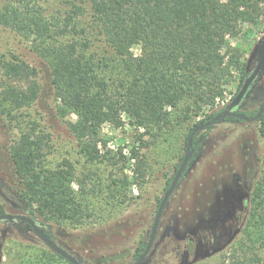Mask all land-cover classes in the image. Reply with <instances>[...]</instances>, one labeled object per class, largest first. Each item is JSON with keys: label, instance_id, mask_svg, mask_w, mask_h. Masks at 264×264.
<instances>
[{"label": "rangeland", "instance_id": "374dc122", "mask_svg": "<svg viewBox=\"0 0 264 264\" xmlns=\"http://www.w3.org/2000/svg\"><path fill=\"white\" fill-rule=\"evenodd\" d=\"M40 3L48 17L61 22L69 18L78 31L69 30L68 36L46 45L0 24V208L3 213L34 218L20 197L22 184L12 150L31 127L49 132L51 148L45 167L55 169L64 160L70 161L75 168L72 185L95 214L79 225L41 218L37 222L82 264H134L136 249L149 239L168 179L185 154L190 130L228 105L240 89V75L234 76L225 98L187 120L182 119L181 110L170 109L169 121L162 127L141 126L132 116H123L120 127L98 121L95 140L101 160L88 161L81 152L87 138L80 139L71 128L78 116L73 113L63 117L58 112L52 83L53 54L45 50L72 40L81 42L83 29L91 36V5L85 0ZM5 4L6 0H0V8ZM91 37L95 46L92 51L101 54L100 36L92 32ZM263 38L264 17L255 27L246 25L238 38H229L246 64L244 75L255 67ZM132 51L139 56L143 47L136 45ZM14 56L38 70L36 80L41 84L39 97L23 108L4 100L6 89L28 91L30 87L26 79L5 76L3 64ZM105 73L108 77L109 71ZM30 78L34 81V75ZM263 101L264 71L242 110L255 113ZM198 136L203 138L201 146L164 209L143 264H233L236 259L244 260L246 253L264 259L263 214H253L255 206L258 215L264 212V194L258 193L259 186L264 192V124L260 120L220 122ZM133 150L142 161L132 158ZM114 180L118 181L115 185ZM34 259H40V264H70L45 245L24 220L0 221V264H34Z\"/></svg>", "mask_w": 264, "mask_h": 264}, {"label": "trees", "instance_id": "16d2710c", "mask_svg": "<svg viewBox=\"0 0 264 264\" xmlns=\"http://www.w3.org/2000/svg\"><path fill=\"white\" fill-rule=\"evenodd\" d=\"M86 1L92 9L90 35L93 32L100 36L101 54L92 51L94 39L85 29L81 42L59 43L47 46L45 51L53 54L52 83L58 112L63 117L73 113L78 116V122L71 128L80 139L87 138L80 145L88 161L101 160L95 140L98 121L120 127L124 124L123 116H132L141 126L162 127L169 121L170 109L181 110L182 119L187 120L216 105L218 99L225 98L237 74L241 87L246 78V64L229 38H238L246 25L255 27L264 17V0ZM71 21L48 17L40 0H6L0 8V24L23 37L40 39L46 45L68 36L69 30L77 32V24ZM136 45L143 47L139 56L132 51ZM3 67L8 78L26 79L30 83L28 91L6 89L4 100L23 108L39 97L41 84L36 80L35 67L31 68L18 56L6 61ZM33 75L34 81L30 78ZM90 119L96 120L89 122ZM205 119L190 130L186 145L192 130ZM260 121L264 124V113ZM50 142L49 132L31 127L13 147L12 158L22 184L20 197L27 202L34 219L83 224L95 214L94 210L83 203L72 185L75 168L70 161L64 160L55 169L45 167ZM200 146L196 139L192 140V152ZM137 153L133 150L132 158L140 162ZM194 158L192 153L190 165ZM112 161L117 164L115 159ZM116 183L114 180L113 185ZM258 193L264 194L262 186L258 187ZM253 212L254 217L263 214L260 219L264 221V212L258 215L257 206ZM44 231L53 239L50 231ZM145 245H139L136 257ZM244 256V260L236 259L233 264H264L261 257L247 253ZM34 264H40V259H34Z\"/></svg>", "mask_w": 264, "mask_h": 264}, {"label": "water", "instance_id": "95a60500", "mask_svg": "<svg viewBox=\"0 0 264 264\" xmlns=\"http://www.w3.org/2000/svg\"><path fill=\"white\" fill-rule=\"evenodd\" d=\"M264 71V38L261 41L259 48H258V56H257V62L255 67L252 69V71L249 72V74L246 76L242 86L240 87L239 91L236 93L234 98L229 102V104L226 106V109L223 111H220L216 113L212 118L209 116L206 118V122L202 124H198L191 132L187 145H186V150L184 157L182 159V162L180 163L168 189L166 190L165 194L163 195L158 209L156 211V215L153 221L151 233L149 240L147 242V245L143 251V253L139 256L137 261L134 264H143L145 258L149 254L153 243L155 241L157 231L159 228V223L162 217V214L164 212V209L169 201L170 196L176 189L179 181L181 180L184 172L186 171V168L188 167V164L190 162L191 154H192V149H191V142L195 136L196 133L205 130L218 122V120L225 116V115H233L235 117L239 118H246L241 114H238L236 112V109H239L241 105L244 103L246 98L251 94L253 89L255 88L256 82L262 72ZM263 112V108L259 110V112L250 118H246L247 120H257L260 117V114ZM202 139V137H201ZM24 220L34 231V233L40 238V240L47 245L53 252L56 254L60 255L64 259H66L68 262L71 264H82L81 260L75 256H73L71 253H69L67 250H65L63 247L58 245L52 238H50L45 231L42 228L43 224H39L36 219H34L31 216L28 215H19V214H10V213H0V221H6L10 223H14L16 220Z\"/></svg>", "mask_w": 264, "mask_h": 264}, {"label": "flooded vegetation", "instance_id": "af4514ba", "mask_svg": "<svg viewBox=\"0 0 264 264\" xmlns=\"http://www.w3.org/2000/svg\"><path fill=\"white\" fill-rule=\"evenodd\" d=\"M249 74V73H248ZM247 74V75H248ZM246 75V76H247ZM257 83V82H256ZM256 86V85H255ZM254 90V89H253ZM250 96V95H249ZM249 96H248V98H249ZM234 98V97H233ZM248 98H246V100L248 99ZM245 100V101H246ZM245 101H244V103H245ZM244 103L241 105V107L239 108V109H236V112L238 113V114H241V115H243L244 117H246V118H250V119H252V117H254L258 112H259V110L261 109V108H263V112L260 114V117H261V115L264 113V101L260 104V106H259V108L257 109V111L253 114L252 112H250V111H247V110H242V107H243V105H244ZM229 104V103H228ZM226 109V107L224 108V109H222V110H220V111H223V110H225ZM220 111H217V112H215V113H213L212 115H209V116H211L210 118H212V116H214L216 113H218V112H220ZM246 113H250V115H247ZM209 116H207L206 118H208ZM228 116L230 117H234V118H236V119H239V120H242V121H251V120H247L246 118H239V117H235V116H233V115H225V116H223V117H221L219 120H218V122H216L215 124H217V123H220V122H228V121H231V120H229V118H228ZM260 117L257 119V120H260ZM207 120L205 119V121L204 122H206ZM204 122H202V123H204ZM202 123H200V124H202ZM215 124H213V125H215ZM212 125V126H213ZM203 131V130H202ZM201 132V131H200ZM200 132H198V133H196L195 134V136H194V140L196 139L197 141H198V143H200V145H201V142H202V140H203V138L201 139V137L202 136H198L199 135V133ZM200 148V147H199ZM199 148L195 151V149H194V151L192 152L193 154H194V156H196V153H197V151L199 150ZM192 149V148H191ZM192 155V154H191ZM190 161H191V158H190ZM182 162V161H181ZM180 162V163H181ZM180 163H179V165H180ZM192 163V162H191ZM190 166V162H189V164H188V167ZM179 167V166H178ZM178 167L176 168V170H175V173H176V171H177V169H178ZM188 167L186 168V170L188 169ZM186 172V171H185ZM185 172H184V174H185ZM175 173H174V175H175ZM184 174H183V176H184ZM174 175H173V177H174ZM183 176H182V178H183ZM181 178V179H182ZM173 179V178H172ZM181 181V180H180ZM179 181V182H180ZM171 183V182H170ZM179 184V183H178ZM169 185L170 184H168V182H167V187H166V189H165V192H166V190L168 189V187H169ZM178 186V185H177ZM175 191V190H174ZM165 192H164V194H165ZM171 197V196H170ZM162 199V198H161ZM170 199V198H169ZM161 201V200H160ZM160 203V202H159ZM159 206V205H158ZM158 209V208H157ZM153 225V224H152ZM152 229V228H151ZM158 232V231H157ZM151 233V232H150ZM157 236V235H156ZM150 237V236H149ZM156 239V238H155ZM149 240V239H148ZM148 242V241H147ZM147 242H146V245H147ZM154 244V243H153ZM141 245V244H140ZM146 245H145V247H146ZM139 247V246H138ZM145 249V248H144ZM144 249L141 251V253H140V255L143 253V251H144ZM136 252H137V249H136ZM140 255H138L137 256V258L136 259H138L139 258V256ZM135 256H136V253H135ZM137 261V260H136Z\"/></svg>", "mask_w": 264, "mask_h": 264}]
</instances>
